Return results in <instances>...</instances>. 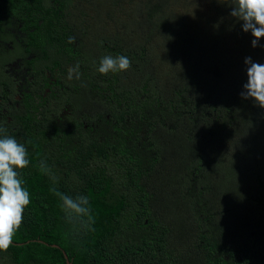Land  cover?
Listing matches in <instances>:
<instances>
[{
  "label": "trees",
  "instance_id": "trees-1",
  "mask_svg": "<svg viewBox=\"0 0 264 264\" xmlns=\"http://www.w3.org/2000/svg\"><path fill=\"white\" fill-rule=\"evenodd\" d=\"M73 1L0 0V18L22 5L41 18L33 47L44 46L41 63L60 64L71 58L65 49L43 43L69 20L58 8L80 21ZM96 1L107 19L124 16L121 31L104 35L132 61L111 97L124 103L95 108L99 82L81 72L70 97L87 121L48 119L43 129L15 116L18 131L7 134L28 149L20 173L31 203L0 264H66L62 250L70 264H229L219 250L264 264V108L240 96L245 58L264 64V38L252 46L231 0H208L206 11L190 0ZM106 118L117 123L98 124ZM52 187L87 195L92 221L70 222Z\"/></svg>",
  "mask_w": 264,
  "mask_h": 264
},
{
  "label": "flooded vegetation",
  "instance_id": "flooded-vegetation-1",
  "mask_svg": "<svg viewBox=\"0 0 264 264\" xmlns=\"http://www.w3.org/2000/svg\"><path fill=\"white\" fill-rule=\"evenodd\" d=\"M91 4V9L95 11L92 23H88L83 18L77 21L72 8L65 13L60 11V8L57 9V14H62L64 20L66 17L69 20L65 24H56L54 40H44L43 44L49 43V48L57 44L65 49L71 58L66 57V61L60 64L41 63L40 53L44 46L43 49L33 47L35 40L31 32L44 27V21L41 18L29 16L24 5L17 8V16L13 15L10 9L5 12L4 17L0 18V127L8 129L9 133H17L18 123L14 121L17 115L29 117L32 123L41 124L40 127L43 129L48 119V121L61 122V120H70L72 117V121H87L88 119L81 118L80 114V111L86 108L78 110L75 107L76 103L70 97L74 90L71 86L75 78L68 79V69L77 62L80 64V72H85L83 75L91 76L99 82L98 88L92 83L93 93L91 94L96 99L95 108H98V102L105 103L106 109L121 108L124 103L123 95L118 96L119 104L111 97H114L117 91L122 94L120 80L124 71L112 73L111 77L98 72L100 64L98 59L102 51L107 52V49L111 47L110 52L116 55V50L111 46L114 40L110 41L104 36L111 30L108 29V23L103 22V16H105L103 13L107 6L99 9L96 0ZM72 6L76 7L81 17H85L86 13L77 6L76 0L72 2ZM73 37L74 41L70 42V38ZM109 78L115 81L110 83ZM103 82L105 86L102 85ZM110 99L115 104L110 103ZM100 123L116 124L117 120L99 119L98 124ZM219 252L222 253L223 261L227 260L229 264H236L230 260L225 250H219Z\"/></svg>",
  "mask_w": 264,
  "mask_h": 264
},
{
  "label": "clouds",
  "instance_id": "clouds-1",
  "mask_svg": "<svg viewBox=\"0 0 264 264\" xmlns=\"http://www.w3.org/2000/svg\"><path fill=\"white\" fill-rule=\"evenodd\" d=\"M230 4V15L242 21V30L251 32L254 37L251 44L257 47L259 40L264 38V0H231ZM72 41L74 37L70 38ZM244 63L247 65V83L243 85L240 96L243 99L252 98L259 107L264 108V64L253 62L251 57H246ZM131 66V59L125 55H106L100 60L98 72L106 75L109 72L127 71ZM80 76V64L77 62L68 69V79L79 80ZM28 156L25 144L8 135L6 128L0 127V251H7L13 245L14 236L23 223L25 209L31 203L30 191L20 173L30 164ZM39 167L45 174L52 175L46 162L41 161ZM49 190L59 198L60 208L70 222L81 217L92 221L87 195L73 197L56 187Z\"/></svg>",
  "mask_w": 264,
  "mask_h": 264
},
{
  "label": "rangeland",
  "instance_id": "rangeland-1",
  "mask_svg": "<svg viewBox=\"0 0 264 264\" xmlns=\"http://www.w3.org/2000/svg\"><path fill=\"white\" fill-rule=\"evenodd\" d=\"M93 0H76L77 2V6L79 8H81V11L85 12L86 15L85 17H82L83 20H86L88 23H92L93 22V18H94V15H95V11L91 9L92 7V2ZM191 2H194L195 4L198 5V7H196L195 9H199L200 11H206V8L207 6L209 5L208 4V0H190ZM104 5H105V2H104ZM124 16H122V12L120 14V12H115V14L111 17L113 19H107V17L103 16V22L104 23H108L109 27L108 29H111V30H119L121 31L122 30V26L120 25V21L121 19H123ZM106 23V24H107ZM113 32V31H111ZM236 131H239V126L236 127ZM205 139V137H203ZM239 138L241 139V135L237 134V136L234 138ZM224 150V148H223ZM245 152L248 154L249 156V150L248 149H245Z\"/></svg>",
  "mask_w": 264,
  "mask_h": 264
},
{
  "label": "water",
  "instance_id": "water-1",
  "mask_svg": "<svg viewBox=\"0 0 264 264\" xmlns=\"http://www.w3.org/2000/svg\"><path fill=\"white\" fill-rule=\"evenodd\" d=\"M52 246H54V247H56V248H59V246L58 245H55V244H53ZM62 253H63V255H64V258H65V262H66V264H70V262H69V260H68V258H67V255H66V253L62 250Z\"/></svg>",
  "mask_w": 264,
  "mask_h": 264
}]
</instances>
